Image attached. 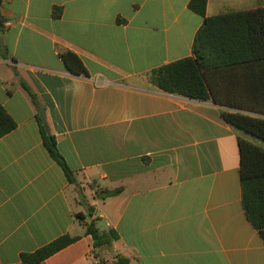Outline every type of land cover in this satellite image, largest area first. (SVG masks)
Masks as SVG:
<instances>
[{"label": "crops", "instance_id": "0c3cea01", "mask_svg": "<svg viewBox=\"0 0 264 264\" xmlns=\"http://www.w3.org/2000/svg\"><path fill=\"white\" fill-rule=\"evenodd\" d=\"M190 1L0 0V105L16 123L0 138V264L66 235L79 239L40 264H96L91 221L117 234L98 252L107 261L264 264L240 178L239 140L255 138L223 120L232 108L150 81L193 56L203 17ZM230 4L246 11L264 0ZM221 8L208 0L206 15ZM63 50L86 74L66 68ZM40 108L74 183L44 145Z\"/></svg>", "mask_w": 264, "mask_h": 264}, {"label": "trees", "instance_id": "16d2710c", "mask_svg": "<svg viewBox=\"0 0 264 264\" xmlns=\"http://www.w3.org/2000/svg\"><path fill=\"white\" fill-rule=\"evenodd\" d=\"M208 0H191L189 9L203 17L194 44L193 56L162 66L151 73L156 88L198 101L213 100L232 110H221L223 120L264 142V7L207 16ZM55 15H61L59 9ZM60 57L74 74H86L81 60L63 50ZM26 88V87H25ZM36 103L35 96L26 88ZM248 112V113H247ZM251 113V114H250ZM44 145L50 156L74 183L73 173L59 153L54 135L47 133L38 116ZM16 128L15 121L0 105V138ZM242 202L247 218L264 240V148L240 139ZM122 189L102 190L100 199L119 195ZM81 221L85 216H77ZM93 239L96 264H130L124 256L107 261L98 252L117 239L113 231H101L96 221L85 225ZM79 237L63 236L30 254H22L18 264H40L76 242Z\"/></svg>", "mask_w": 264, "mask_h": 264}, {"label": "rangeland", "instance_id": "374dc122", "mask_svg": "<svg viewBox=\"0 0 264 264\" xmlns=\"http://www.w3.org/2000/svg\"><path fill=\"white\" fill-rule=\"evenodd\" d=\"M240 0H229V1H225L222 0V8H221V12L225 13V12H232L234 11L233 6L230 4L231 2H236L238 3ZM255 143H259L261 147L264 148V142L258 140V139H254Z\"/></svg>", "mask_w": 264, "mask_h": 264}, {"label": "water", "instance_id": "95a60500", "mask_svg": "<svg viewBox=\"0 0 264 264\" xmlns=\"http://www.w3.org/2000/svg\"><path fill=\"white\" fill-rule=\"evenodd\" d=\"M41 120H42V124L44 125L47 133H49V127L47 126V122H46V116H45V110L44 108H40L39 110H37Z\"/></svg>", "mask_w": 264, "mask_h": 264}]
</instances>
